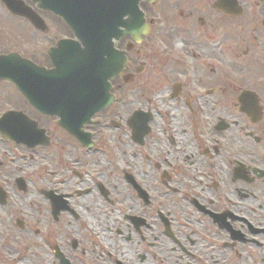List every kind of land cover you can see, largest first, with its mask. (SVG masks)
Masks as SVG:
<instances>
[{
  "label": "flooded vegetation",
  "instance_id": "flooded-vegetation-1",
  "mask_svg": "<svg viewBox=\"0 0 264 264\" xmlns=\"http://www.w3.org/2000/svg\"><path fill=\"white\" fill-rule=\"evenodd\" d=\"M139 8L78 128L103 101L63 89L83 43L0 0V264H264V0Z\"/></svg>",
  "mask_w": 264,
  "mask_h": 264
},
{
  "label": "water",
  "instance_id": "water-1",
  "mask_svg": "<svg viewBox=\"0 0 264 264\" xmlns=\"http://www.w3.org/2000/svg\"><path fill=\"white\" fill-rule=\"evenodd\" d=\"M36 1H40L42 7L61 15L84 45V49L76 48V54L72 56L71 61L62 63V81L64 84L69 82L63 88L75 87L78 96L87 97L81 102L82 105L87 104L88 98L94 96L96 90H101L103 101L95 102L94 105L95 110L103 108L111 100L107 93L109 88L107 81L117 73L115 67L124 63L123 53L112 49V37H119L120 25H124L126 32L134 39H138L139 33L145 29L142 14L137 7L139 0H84L88 2L84 10L72 7L75 0ZM124 14L128 16L125 24L121 20ZM99 42L100 47L97 46ZM66 46L63 42V51L66 50ZM104 55H107L106 59H103ZM95 110L81 111L78 128L89 120ZM62 125L69 132L72 131L67 120L63 119Z\"/></svg>",
  "mask_w": 264,
  "mask_h": 264
}]
</instances>
